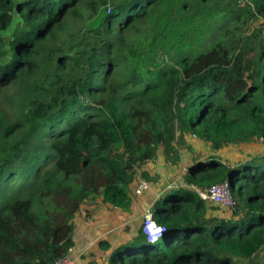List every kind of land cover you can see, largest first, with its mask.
<instances>
[{
	"label": "trees",
	"instance_id": "16d2710c",
	"mask_svg": "<svg viewBox=\"0 0 264 264\" xmlns=\"http://www.w3.org/2000/svg\"><path fill=\"white\" fill-rule=\"evenodd\" d=\"M187 135L264 146V0H0V264L69 255L83 205L131 210ZM184 182H229L231 216L174 187L151 205L163 238L102 240L106 264H264V154Z\"/></svg>",
	"mask_w": 264,
	"mask_h": 264
},
{
	"label": "rangeland",
	"instance_id": "374dc122",
	"mask_svg": "<svg viewBox=\"0 0 264 264\" xmlns=\"http://www.w3.org/2000/svg\"><path fill=\"white\" fill-rule=\"evenodd\" d=\"M252 25L255 27L258 24ZM186 143L190 147L182 146V163L177 169L166 163L164 147L160 148L156 162L149 165L151 166L152 175L157 178L158 183L151 184V190L145 193L140 204L134 210L119 212L109 209L100 198H93L83 205L74 219L76 246L73 250V256L76 258L75 264H86L87 259H93L94 256L100 258L101 264H106L109 252H104L98 247L100 240L108 239L114 248L122 243L120 242L122 235L126 234L125 236L129 240L132 238L131 241H134L133 239L142 226V220L148 208L145 204L152 203L158 196L165 193L166 188L170 185H184V175L193 164V160L207 161L217 158L218 161L224 164L237 166L254 156L264 154V146L259 143L231 145L218 152H213L209 144L191 135H187ZM132 205L135 204L132 203ZM216 215L230 217L231 210L221 208ZM137 244L138 247H141L145 245V242L138 241ZM100 253L103 254V257H100ZM78 254L80 255L78 256ZM261 257H264V253Z\"/></svg>",
	"mask_w": 264,
	"mask_h": 264
},
{
	"label": "built area",
	"instance_id": "2783aa9c",
	"mask_svg": "<svg viewBox=\"0 0 264 264\" xmlns=\"http://www.w3.org/2000/svg\"><path fill=\"white\" fill-rule=\"evenodd\" d=\"M183 187L192 190L198 197L203 201L207 202L210 205L219 206L223 209H234L236 207V201L231 192V186L229 182L222 184L214 185L209 188H199V187H190L186 184L184 185H170L166 188V191L174 187ZM151 190V184L143 179L141 176L138 177L137 185L134 189L132 198L133 200H139L145 195L146 192ZM165 191V192H166ZM141 230L143 235L148 243H157L160 241L165 232V228L160 226L153 217L152 206H149L145 211ZM74 250V249H73ZM73 250L70 251V254L64 258L56 261L54 264H75L76 258L73 256Z\"/></svg>",
	"mask_w": 264,
	"mask_h": 264
},
{
	"label": "crops",
	"instance_id": "0c3cea01",
	"mask_svg": "<svg viewBox=\"0 0 264 264\" xmlns=\"http://www.w3.org/2000/svg\"><path fill=\"white\" fill-rule=\"evenodd\" d=\"M177 168H178V167H175L174 169H177ZM151 192H152V191H151ZM143 197H144V196H143ZM143 197H141V198H140L139 200H137V201H136V200H133V203H134L135 205H132L131 210H134V208H135L137 205L140 204V201L142 200ZM159 197H160V196H158V198H159ZM158 198H157V199H158ZM157 199H155L152 203H150V202L146 203V202H145V203H146V204H145V205H146V208L149 207V206H151V205H153V203H154ZM100 200H101V199H100ZM137 203H138V204H137ZM141 206H142V205H141ZM140 208H141V207H140ZM145 210H146V209H145ZM125 235H126V234H125ZM125 235H122V237H121V241H120V242L123 243V242H127V241H131V240H132V238H130V240H129V238H128L127 236H125ZM136 236H137V235H136ZM103 240H105V241H107V242L110 243V241H108V239H103ZM100 241H102V240H100ZM100 241H99V242H100ZM75 242H76V238H75ZM122 243H120V244H122ZM120 244H119V245H120ZM119 245H118V246H119ZM118 246H117V247H118ZM112 248L114 249L113 246H112ZM108 252L110 253V251H108ZM80 254H81V253H80ZM80 254H78V256H79ZM82 254H83V253H82ZM84 256H85V255H84ZM101 256L103 257V254L101 255V253H100V257H101ZM108 256H109V254H107V257H108ZM77 259H78V257H77ZM89 260H90V259L88 258L87 261H89Z\"/></svg>",
	"mask_w": 264,
	"mask_h": 264
}]
</instances>
